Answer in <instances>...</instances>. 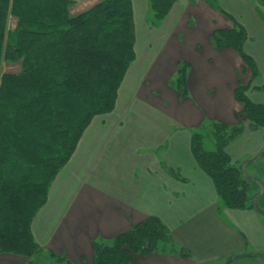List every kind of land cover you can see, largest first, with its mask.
I'll list each match as a JSON object with an SVG mask.
<instances>
[{
	"label": "crops",
	"instance_id": "1",
	"mask_svg": "<svg viewBox=\"0 0 264 264\" xmlns=\"http://www.w3.org/2000/svg\"><path fill=\"white\" fill-rule=\"evenodd\" d=\"M79 1L70 7L71 14L83 11L76 10ZM217 3L220 12L203 0H176L165 19L152 26L149 1L133 0L136 57L119 87L115 108L94 116L49 187L47 201L31 226L42 251L33 257L3 252L0 264H57L50 252L66 256L72 264H93L95 240H110L147 215L161 218L176 246L188 254H140L138 264H223L248 247L264 251L262 215L253 208L225 207L191 152L192 130L204 118L239 121L235 114L242 104L235 89L238 80L245 84L251 78V72L242 69L237 51L211 46L212 32L233 24L224 12L248 33L244 49L255 60L259 76L247 95L264 103V25L256 10L260 2ZM196 17L207 25L203 34L210 30L201 42L190 27ZM177 33L187 35L192 44H169ZM208 45L215 49V58L203 51ZM181 60L188 64L184 98L160 87L175 74ZM263 149L264 130H252L247 122L242 135L227 146L236 164Z\"/></svg>",
	"mask_w": 264,
	"mask_h": 264
},
{
	"label": "trees",
	"instance_id": "2",
	"mask_svg": "<svg viewBox=\"0 0 264 264\" xmlns=\"http://www.w3.org/2000/svg\"><path fill=\"white\" fill-rule=\"evenodd\" d=\"M148 1L150 24L158 26L176 0ZM259 2L256 10L264 25V0ZM75 3L0 0V253L33 257L42 251L32 232L33 219L94 116L115 108L119 87L136 57L133 0H99L71 14ZM224 14L233 24L215 29L212 42L236 50L251 78L245 84L240 80L235 89L242 104L235 114L239 121L201 124L192 130L191 152L213 181L219 201L231 209H246L253 208L254 182L243 176L227 146L242 135L246 122L252 130H264V103L247 95L259 76L255 60L244 49L248 33ZM11 16L17 19L13 29L8 27ZM4 63L19 68L3 71ZM187 68L180 62L176 81L181 95L187 94ZM93 249V264H138V255L158 252L188 254L156 215H147L110 240H95ZM50 254L57 264H72L66 256Z\"/></svg>",
	"mask_w": 264,
	"mask_h": 264
},
{
	"label": "rangeland",
	"instance_id": "3",
	"mask_svg": "<svg viewBox=\"0 0 264 264\" xmlns=\"http://www.w3.org/2000/svg\"><path fill=\"white\" fill-rule=\"evenodd\" d=\"M94 1L95 0H80L79 3H78V6L76 7V10H78V11L85 10V9L89 8L94 3ZM203 1L212 10H214L216 12H220V9L217 6L216 0H203ZM209 4H211V5H209ZM210 12H213V11H210ZM16 24H17V19L15 17L14 18L13 17H10L9 18V21H8V27L10 29H13V28L16 27ZM190 27H191V30H193V31L195 30V32H196L195 33V39L196 40L197 39H200L199 40L200 42L201 41H204V38H205L204 37V34L207 35L208 32L210 31L209 28H208L207 32L203 34V31L207 28V25H206V23L204 21L200 23V19L198 17H196V20L194 19V21L191 22V26ZM182 35H180L178 33L175 34V36L171 39V41H170L169 44H192V43L186 41L188 39V36L187 35L185 37H183ZM180 37H182V38H180ZM184 38H186V39H184ZM144 39H145V35H144V33H141L140 40L142 41V43H143V40ZM210 40H211V44H212V45L210 44L211 46H213L217 50L218 49H221V48H217V47L214 46V43L212 42V37L210 38ZM210 45H208V47H205V49L203 51L205 52V54H207V56H210L212 58H215V55L217 53L214 51L215 49L212 50L211 47H209ZM205 46H206V44H205ZM221 52H222V50H221ZM201 55H202V57H205L204 53H202ZM181 62H185V61L181 60ZM179 67H180V63H179ZM179 67H178V70H179ZM18 68L19 67H18L17 64H13L12 65L10 63H4L3 71H15V70H18ZM178 70H176L175 74L171 76V79L168 82L164 81L160 87H162L164 90H166V92L168 94H169V92H171L170 89H172L173 90L172 92L174 94H178L180 98H184V97H187L188 95H181V93L179 91V88L177 86V81H176L177 80V77H178ZM187 73H188V71H187ZM239 77H241L242 79H244V73L242 71H239ZM237 79H236V81H237ZM239 81L240 80H238L237 84H239ZM208 82H210V81H208ZM186 88H187V83H186ZM203 120H204V122H202V124L203 123L206 124V123H209L210 122L209 120H207V118H204ZM198 127H197V129H199ZM207 147L212 149L213 148V144L207 142ZM243 161L244 160H241L238 164H240V166H241V164H242ZM246 170H247V173L249 175L254 176V177L261 178L263 180V182H264V156L261 157L256 162L249 164L247 166ZM258 190H259V185L256 184V183H252V193L251 194L253 195ZM257 202H258V205L261 208L264 209V194L258 198V201ZM262 217L264 219V216H262ZM247 249H248V251L241 252V253H254L253 251H251V249L249 247ZM261 253H264V251L261 252ZM238 254H240V253H238ZM230 264H264V258L263 257L245 256V257H240V258H237V259L233 260Z\"/></svg>",
	"mask_w": 264,
	"mask_h": 264
},
{
	"label": "water",
	"instance_id": "4",
	"mask_svg": "<svg viewBox=\"0 0 264 264\" xmlns=\"http://www.w3.org/2000/svg\"><path fill=\"white\" fill-rule=\"evenodd\" d=\"M263 156H264V150L260 151L258 154H256L255 156H253L251 158L245 159L240 166L243 176L246 179H248V180L259 185V190L252 195L251 201H252L253 209L256 212H258L259 214H261L262 216H264V209L258 205L257 201H258V198L264 194V182L261 178L249 175L247 173L246 168L249 164L256 162L257 160H259ZM245 256L263 257L264 258V253L254 252V253L236 254V255L229 257L223 264H230L233 260L240 258V257H245Z\"/></svg>",
	"mask_w": 264,
	"mask_h": 264
}]
</instances>
